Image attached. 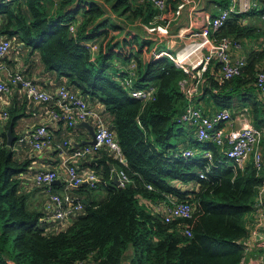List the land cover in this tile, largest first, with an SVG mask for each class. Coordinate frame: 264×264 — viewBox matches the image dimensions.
<instances>
[{
	"label": "trees",
	"instance_id": "trees-1",
	"mask_svg": "<svg viewBox=\"0 0 264 264\" xmlns=\"http://www.w3.org/2000/svg\"><path fill=\"white\" fill-rule=\"evenodd\" d=\"M182 1L166 0L163 19H173ZM213 3L214 18L229 7L228 0ZM157 14L150 0H0V35L14 40L21 53L40 58L64 87L102 105L127 161L122 166L101 150L93 168L106 183L99 188L105 199L95 201L96 191L86 186L73 190L87 202L83 212L65 230H49L43 211L32 205L33 192L23 190L20 177L30 162L17 161L7 145L9 126L23 117L9 109L0 135V264H241L244 251L237 242L248 236L264 171L258 173L252 162L241 169L215 142H198L195 128L179 123L188 104L180 85L187 75L168 58L149 61L154 41L142 28ZM212 36L244 45L254 41L257 48L247 55L242 77L219 80L209 70L196 106L205 113L212 103L221 111L239 100L253 109L254 126L263 128L255 81L264 67V0L247 15L233 14ZM90 43L97 52L87 49ZM150 87L154 99L132 96ZM186 145L196 151L192 158L177 156ZM111 165L124 169L133 183L116 187ZM173 199L195 207L192 219L166 224L148 205H170Z\"/></svg>",
	"mask_w": 264,
	"mask_h": 264
},
{
	"label": "built area",
	"instance_id": "built-area-1",
	"mask_svg": "<svg viewBox=\"0 0 264 264\" xmlns=\"http://www.w3.org/2000/svg\"><path fill=\"white\" fill-rule=\"evenodd\" d=\"M150 1L157 9L158 14L150 25H142L147 37L154 41L149 61L154 62L160 58H168L187 75V78L180 85L188 104L179 118V123L193 126L198 142H215L224 149L226 157L241 169L252 162L258 173L263 172L264 127L259 129L253 126L249 110L243 108L239 111L235 120L241 122V126L238 129L231 127L228 130L224 125L231 124L234 120V113L230 109H224L214 116H208L195 103L202 86L205 84V75L213 63H217L220 67L221 76L217 78L219 80H232L242 77L247 66V59L244 56H234V52L242 51V43L231 38L217 39L212 35L223 28L233 14L247 15L256 10L259 6V0H228L229 7L222 10L217 17L206 16L203 31L192 33V28L187 27L181 29L176 35L172 34L173 23L182 16L187 7L192 6L191 13L196 11L194 0H183L176 10L175 17L169 20L163 19L166 0ZM242 23L246 24V19H243ZM70 31L74 33L75 26H71ZM190 33L191 40L175 48L177 40L183 41ZM161 44H165L164 50L159 49ZM86 47L92 53L98 51L97 44L90 43ZM13 48V40L0 35V106L5 95L10 91V83L13 86H22L32 100L46 105L52 104L54 106L51 112L53 118L61 120L68 128H75L77 124L92 119L96 125L95 145L75 149L70 148L69 140H65L63 144H57L56 148L59 150L69 148V157L72 159H84L106 149L114 160L122 166H127V161L123 157L115 133L106 124L104 116L91 109V106L80 95L66 87H61L58 93L53 96L26 79L22 74L7 73L9 82L1 76L2 72L5 71L4 60ZM134 68L132 66V69ZM130 74L134 75L132 71ZM126 84L130 86L131 82L128 81ZM255 87L260 96L261 114L264 121V67L259 68L256 73ZM132 96L140 100H152L155 96V88L150 87L145 90L134 91ZM0 116L3 120H8L9 114L6 110L0 109ZM1 142L2 140H0V145ZM19 143H29L35 150L41 152L53 145L54 136L48 127L43 125L27 137L19 139ZM195 153L193 149H186L177 156L188 159L192 158ZM205 157L209 162H212L211 153H207ZM66 170L67 190H77L86 186L92 191H97L106 184L96 171L81 173L73 165L67 166ZM115 173L120 181L118 187L124 188L133 183L124 169L113 170L112 179ZM200 177L205 179L206 173L202 172ZM57 180L58 174L55 171H43L35 177L36 185L49 196L43 222L52 231H61L64 222L68 219L74 220L83 212L85 207L84 200L79 196L69 192L63 195L54 193L53 183ZM152 205H155L153 211L161 214L166 224H171L178 219L190 220L195 212V207L192 204L177 203L174 199L170 205L166 203ZM247 229V238L237 242L244 251L241 264H264V182L255 198L251 215L248 218ZM185 233L188 237L192 236L188 229L185 230Z\"/></svg>",
	"mask_w": 264,
	"mask_h": 264
},
{
	"label": "crops",
	"instance_id": "crops-1",
	"mask_svg": "<svg viewBox=\"0 0 264 264\" xmlns=\"http://www.w3.org/2000/svg\"><path fill=\"white\" fill-rule=\"evenodd\" d=\"M212 0H194L196 3V11L191 13L192 6L187 7L182 16L176 20L172 25V34L176 35L181 29L190 27L192 28V33H199L205 29V19L206 16H212L216 10V5L209 4ZM221 11H218V15ZM250 21L246 19V24ZM191 33L185 37L183 41L177 40L175 48L180 47L183 43L190 41ZM14 48L11 53L4 60L5 71L2 72L1 76L9 82L7 78V73H19L22 74L26 79L30 80L34 84L40 86L41 89L47 91L51 95L55 96L58 93L59 88L64 87L62 82L58 80L55 73L47 72L44 70V67L38 57L28 56L26 53H21L17 47L16 43L13 40ZM243 49L240 52H234V56H244L247 59V55L250 52V47H253V50H256L257 44L254 41L247 42L245 45L242 43ZM249 46V50L245 48ZM159 49L164 50L165 44H161ZM212 75L219 78L220 67L217 63H213L209 69ZM206 82V80H205ZM10 91L5 95L3 103L0 106V109H4L9 114V109L12 107L16 108L19 112L22 113L23 117L17 121V124L14 126V135L18 138L17 143L13 147L14 152H16L15 158L19 162L29 161L30 167L29 171L21 175V180L23 184V190L25 192H33L31 201L32 204L35 200L41 199L42 201V211L45 212L46 204L48 202L49 196L43 192V189L38 187L35 183V177L37 174L43 171H55L58 174L57 184L53 186L54 193L63 195L66 192L71 193L73 190H67V166L73 165L78 168L79 172L95 171L93 166H98L97 161L100 159L99 153L89 156L84 159H72L69 157L70 150L65 148L59 150L56 148L57 144H63L65 140L70 141V148L82 149L87 146L92 145H82L86 142L91 141L89 131L86 127L80 126L82 123H89L96 130V125L94 120L89 119L85 122L79 123L75 128H68V126L59 119H54L51 112L54 109L52 104H43L32 100L27 92L22 88V86H13L9 83ZM255 96L260 102V96L255 90ZM85 100V99H84ZM86 101V100H85ZM212 101V100H211ZM95 112L103 114V108L100 104H93L90 101H86ZM213 102V101H212ZM247 109L250 112L252 118V124L254 126V115L253 109L248 106H241L239 100L236 101V104L232 109L234 113V120L231 124L224 125L226 129L231 127L238 129L241 126V122L236 121L235 117L239 111L242 109ZM205 111L206 115L214 116L220 110L217 109L212 103L208 105ZM9 118V117H8ZM8 120H3L0 116V135L4 131V127ZM106 122V119H105ZM107 124V122H106ZM47 126L48 129L53 133L54 143L45 150L39 152L34 149L29 143H19V139L27 137L34 130L40 126ZM255 127V126H254ZM192 133V132H191ZM196 138V132L194 131L192 137ZM191 137V136H190ZM181 141H187V136L185 138L181 137ZM186 149L189 148V145L185 146ZM195 151V150H194ZM262 151L264 155V140L262 142ZM196 152V151H195ZM112 166V165H111ZM111 170H117L114 166L111 167ZM101 190V189H99ZM38 191V194L35 195V192ZM105 192V191H104ZM106 194V193H105ZM93 198V197H92ZM94 199V198H93ZM105 199V198H104ZM157 204V203H156ZM153 210L155 205H149ZM71 219L66 220L62 227V230H65L67 226L70 225ZM66 223V224H65Z\"/></svg>",
	"mask_w": 264,
	"mask_h": 264
},
{
	"label": "water",
	"instance_id": "water-1",
	"mask_svg": "<svg viewBox=\"0 0 264 264\" xmlns=\"http://www.w3.org/2000/svg\"><path fill=\"white\" fill-rule=\"evenodd\" d=\"M21 87V86H20ZM80 126L82 127H86L89 131L90 137H91V141L86 142L85 144L82 145H95L96 144V140H95V132H94V128L93 126H91L89 123H82ZM13 123L9 126L8 131H7V145L10 148H13L18 140V138L14 135L13 132ZM112 167V166H111ZM58 182L55 181L53 183V185L57 184ZM113 183L116 187H118L120 185V181L118 179L117 174L115 173L113 176ZM84 204L87 205V202L84 201Z\"/></svg>",
	"mask_w": 264,
	"mask_h": 264
},
{
	"label": "rangeland",
	"instance_id": "rangeland-1",
	"mask_svg": "<svg viewBox=\"0 0 264 264\" xmlns=\"http://www.w3.org/2000/svg\"><path fill=\"white\" fill-rule=\"evenodd\" d=\"M117 18V17H116ZM122 20V19H120ZM245 48H247L249 50V46H246ZM261 47H258V49H260ZM253 51V47H250V52ZM195 150V149H194ZM38 194V191L35 192V195ZM95 201L97 202H102L104 200V198L106 197V194L104 192V190H97L93 196ZM34 207L38 208V209H42V201L41 199L35 200V202L32 204Z\"/></svg>",
	"mask_w": 264,
	"mask_h": 264
}]
</instances>
